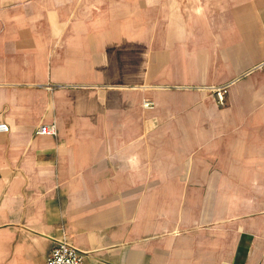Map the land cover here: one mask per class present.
Returning <instances> with one entry per match:
<instances>
[{"label":"crops","instance_id":"crops-1","mask_svg":"<svg viewBox=\"0 0 264 264\" xmlns=\"http://www.w3.org/2000/svg\"><path fill=\"white\" fill-rule=\"evenodd\" d=\"M263 60L264 0H0V264H264Z\"/></svg>","mask_w":264,"mask_h":264},{"label":"built area","instance_id":"built-area-1","mask_svg":"<svg viewBox=\"0 0 264 264\" xmlns=\"http://www.w3.org/2000/svg\"><path fill=\"white\" fill-rule=\"evenodd\" d=\"M254 70L264 71V61L255 66ZM227 93V86H220L215 89L216 102L224 105ZM145 107L152 108V103H145ZM10 128L6 123H0V132H9ZM39 135H57L56 123L44 124L37 130ZM85 254L74 247L66 238L58 242L47 256V264H83Z\"/></svg>","mask_w":264,"mask_h":264},{"label":"rangeland","instance_id":"rangeland-1","mask_svg":"<svg viewBox=\"0 0 264 264\" xmlns=\"http://www.w3.org/2000/svg\"><path fill=\"white\" fill-rule=\"evenodd\" d=\"M214 94H215V92H214ZM145 103H152V108L145 107ZM143 106H144V108L153 109V108H156V103L154 101H152V100H145L144 103H143Z\"/></svg>","mask_w":264,"mask_h":264}]
</instances>
